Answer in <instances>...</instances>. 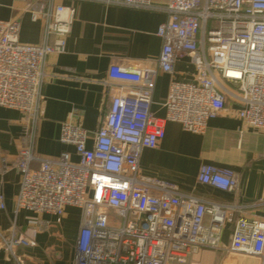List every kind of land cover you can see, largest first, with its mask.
Returning a JSON list of instances; mask_svg holds the SVG:
<instances>
[{
	"label": "built area",
	"instance_id": "2783aa9c",
	"mask_svg": "<svg viewBox=\"0 0 264 264\" xmlns=\"http://www.w3.org/2000/svg\"><path fill=\"white\" fill-rule=\"evenodd\" d=\"M27 1L32 19L44 22L41 43L20 40L19 18L0 19V106L19 109L29 120L14 163L22 174L17 209L62 216L66 206L81 208L75 264H192L201 249L222 248L226 207L183 193L171 181L142 175L140 157L144 148L158 146L169 121L203 133L229 95L241 103L239 116L264 131V0H104L165 10L168 19L158 29L161 53L154 66L113 63L111 104L94 145L88 146L86 129L64 122L60 139L75 147L78 160L64 152L58 159H42L38 167L32 163L38 159L34 140L47 57L65 51L75 8L55 0ZM185 54L198 80H173L165 115L159 116L153 110L158 74L173 72ZM9 168L4 158L2 170ZM198 179L233 191L239 176L232 168L203 163ZM5 208L0 194V212ZM36 223L46 225L40 219ZM34 244L15 230L0 229V249L14 253L20 245ZM226 250L263 264L264 219H239Z\"/></svg>",
	"mask_w": 264,
	"mask_h": 264
},
{
	"label": "crops",
	"instance_id": "0c3cea01",
	"mask_svg": "<svg viewBox=\"0 0 264 264\" xmlns=\"http://www.w3.org/2000/svg\"><path fill=\"white\" fill-rule=\"evenodd\" d=\"M55 1L73 6L75 16L65 51L47 57L41 88L44 99L35 131L34 151L38 159L32 163L34 167L42 159H58L64 152L78 160L75 147L60 139L64 122L86 129L87 144L94 145L111 104L110 66L156 65L163 47L158 29L168 19L162 9L135 8L104 0ZM27 6V0H0V19L19 18L20 40L41 43L44 22L33 20ZM173 80H198L190 55L178 57L173 72H159L153 97V110L159 116L165 115L163 103ZM228 87L236 89L231 84ZM240 108L241 103L229 95L225 108L210 117L203 133L169 121L158 146L144 148L141 153L142 175L171 181L183 193L226 207L228 219L222 232V248L201 249L193 255L192 264H262L256 257L226 250L239 219H264V131L247 124L239 116ZM28 121L25 112L0 106V194L6 203L0 212V229L4 233L15 230L17 235L35 242L33 246H18L14 253L0 249V264H75L81 208L66 206L64 214L56 216L16 206L22 174L14 163ZM4 158L10 165L7 171L2 170ZM203 163L234 169L239 176L237 188L228 191L202 183L198 173ZM38 219L46 222L44 228L38 226Z\"/></svg>",
	"mask_w": 264,
	"mask_h": 264
}]
</instances>
